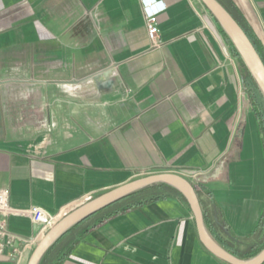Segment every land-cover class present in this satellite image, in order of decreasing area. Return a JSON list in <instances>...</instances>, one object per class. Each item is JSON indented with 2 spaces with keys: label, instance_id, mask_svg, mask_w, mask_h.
Here are the masks:
<instances>
[{
  "label": "crops",
  "instance_id": "crops-1",
  "mask_svg": "<svg viewBox=\"0 0 264 264\" xmlns=\"http://www.w3.org/2000/svg\"><path fill=\"white\" fill-rule=\"evenodd\" d=\"M158 1L166 10L154 46L141 0H0V188L13 209L38 206L59 220L143 175L181 174L200 187L222 244L247 255L264 245V231L253 233L264 152L243 66L199 0ZM222 1L264 54V0ZM110 68L111 90L77 98L58 86ZM169 187L88 217L40 264H227L201 244L188 203ZM5 221L34 244L0 264H27L46 230L27 215Z\"/></svg>",
  "mask_w": 264,
  "mask_h": 264
},
{
  "label": "water",
  "instance_id": "water-1",
  "mask_svg": "<svg viewBox=\"0 0 264 264\" xmlns=\"http://www.w3.org/2000/svg\"><path fill=\"white\" fill-rule=\"evenodd\" d=\"M207 9L209 15L206 21L218 40L226 50L223 38L218 29H222L237 50L247 71L253 77L264 97V62L254 44L219 0H199ZM117 77L114 68L92 75L82 81L59 83V88L73 97L91 96L97 90H111ZM165 184L176 189L188 203L195 220L197 233L201 244L215 257L227 264H263L264 248L255 256L247 259L240 258L225 249L210 233L206 223L201 202L194 184L185 176L165 172L149 174L136 178L109 191H106L90 201L75 208L53 224L43 235L31 253L27 264H40L47 251L67 231L96 214L111 204L118 202L147 187Z\"/></svg>",
  "mask_w": 264,
  "mask_h": 264
},
{
  "label": "built area",
  "instance_id": "built-area-1",
  "mask_svg": "<svg viewBox=\"0 0 264 264\" xmlns=\"http://www.w3.org/2000/svg\"><path fill=\"white\" fill-rule=\"evenodd\" d=\"M141 3L147 20L148 36L154 46H159L158 16L166 10V3L158 0H141ZM10 194L11 191L9 188H0V257L4 256L7 251L10 250L8 258H13L20 257L25 248L30 247L34 242L23 239L10 232L5 221L7 217L27 215L33 222L42 225L46 231L55 224L58 219L38 206H33L26 210L13 209L9 203Z\"/></svg>",
  "mask_w": 264,
  "mask_h": 264
},
{
  "label": "trees",
  "instance_id": "trees-1",
  "mask_svg": "<svg viewBox=\"0 0 264 264\" xmlns=\"http://www.w3.org/2000/svg\"><path fill=\"white\" fill-rule=\"evenodd\" d=\"M224 6L225 8L232 14V16L237 20V22L241 25V27L244 29V31L246 32V34L248 35V37L250 38V40L252 41V43L254 44L256 50L258 51L260 57L262 58L263 62H264V54L258 44V41L256 40V38L254 37V35L251 33V31L249 30V28L247 27V25L244 23V21L242 20V17L240 16V13L238 12V10L236 8H234V6L231 3L228 2H224L222 0H219ZM220 32L222 33L225 41L229 44L232 54L239 58L244 72H245V76H244V87H245V91L248 95L249 98V102L252 108V112L255 116L256 119V123H257V127H258V131H259V135H260V139H261V143H262V147H263V152H264V97L261 93V91L259 90L257 84L255 83L253 77L251 76V74L247 71L246 67L244 66L243 61L241 60L237 50L235 49V47L233 46L232 42L230 41V39L228 38V36L224 33V31L222 29H219ZM164 186H167L165 184H163ZM195 189L197 191L198 196L200 197V187L199 186H195ZM172 191H174L175 193L181 195L176 189L169 187ZM182 198H184L181 195ZM154 199H150L148 202H152ZM141 204V203H140ZM139 204H134L131 207L125 208L122 211H126L129 208H132L134 206H137ZM204 217H205V223L210 231V233L212 234V236L228 251H230L231 253H233L234 255L238 256V257H242V258H251L253 256H255L257 253H259L263 248V247L254 250L252 252H250L247 255H239L237 254L235 251H233L232 249L224 246V244H222L221 239L218 238V236L216 235L214 229L212 228V226L208 223L207 219H206V215L204 213ZM258 231H264V210L263 213L259 219V222L255 228V230L253 231V233H256Z\"/></svg>",
  "mask_w": 264,
  "mask_h": 264
},
{
  "label": "rangeland",
  "instance_id": "rangeland-1",
  "mask_svg": "<svg viewBox=\"0 0 264 264\" xmlns=\"http://www.w3.org/2000/svg\"><path fill=\"white\" fill-rule=\"evenodd\" d=\"M143 176H144V175H143ZM233 246H234V244H233ZM238 248H239V247H236V250H239ZM244 250H246V248H244Z\"/></svg>",
  "mask_w": 264,
  "mask_h": 264
}]
</instances>
